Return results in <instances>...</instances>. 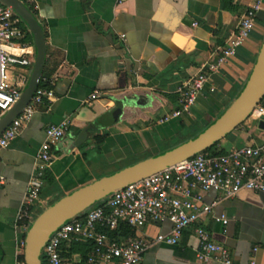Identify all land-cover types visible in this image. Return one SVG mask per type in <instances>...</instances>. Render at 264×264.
Instances as JSON below:
<instances>
[{
	"label": "crops",
	"instance_id": "obj_1",
	"mask_svg": "<svg viewBox=\"0 0 264 264\" xmlns=\"http://www.w3.org/2000/svg\"><path fill=\"white\" fill-rule=\"evenodd\" d=\"M251 1L37 0L35 14L47 41L44 87L52 90V97L0 149V264H21L24 232L17 214L46 127L71 120L70 132L53 148L42 201L32 208L35 215L60 197L58 186L66 176V163L88 164L80 172L96 167V163H86L89 149L113 173L129 158L146 159L162 153L165 145L170 149L195 137V129L202 131L221 114L246 84L264 39V0L243 45L218 70L209 73L208 66L220 57ZM22 23L17 20V25L22 27ZM24 41L26 45L11 50L33 55L29 31ZM202 72L209 73V80L191 113L161 121L179 108L178 88ZM95 91L99 97L90 99ZM119 105L123 106L119 120L109 123L106 116ZM260 105L264 106V99ZM261 120L264 116L254 113L216 148L259 143L264 132ZM177 139L180 142L174 145ZM220 196L210 190L203 199L210 204ZM223 214L228 217L226 224L216 220ZM198 224L227 247L234 263L254 258L256 264H264V192L243 189L222 199ZM171 227L168 221L149 222L136 234L153 238ZM198 243L188 229L177 244L152 245L139 264H221L198 260Z\"/></svg>",
	"mask_w": 264,
	"mask_h": 264
},
{
	"label": "built area",
	"instance_id": "obj_2",
	"mask_svg": "<svg viewBox=\"0 0 264 264\" xmlns=\"http://www.w3.org/2000/svg\"><path fill=\"white\" fill-rule=\"evenodd\" d=\"M32 11L38 8L37 0H21ZM263 0H252L244 11L239 24L216 63L208 66V72L218 70L227 62L254 28ZM20 20L15 12L0 3V118L15 104L25 86L33 66V55L16 54L11 49L26 45L27 28L17 25ZM16 69H21L15 73ZM199 73L186 80L179 88V108L161 119L190 114L199 94L209 80V73ZM44 78L42 77V80ZM95 91L90 99L99 97ZM52 90L39 86L31 102L13 123L0 135V149L9 145L25 123L31 120L37 107L51 99ZM257 115L264 116V106L256 108ZM71 120L50 124L45 129V140L37 153V165L32 172L25 197L17 214V221L26 231L37 216L32 208L41 203V190L45 172L54 161L53 148L70 132ZM216 153L203 151L178 162L144 179L132 182L125 188L110 194L103 201L92 205L78 217L70 220L44 245L42 264H139L145 252L154 244H177L186 230L197 236V258L202 262L234 263L230 251L213 240L211 233L198 221L212 213L220 200L235 196L243 189L264 192V132L261 141ZM3 177H0V184ZM210 190L221 196L208 204L204 194ZM222 224L226 215L216 217ZM168 221L172 227L153 238L141 237L136 232L149 222ZM121 223L129 225L134 234L117 238L110 233ZM69 240L90 243L87 256L73 251L64 255L63 245ZM23 244V241H22ZM256 250V248L254 249ZM244 264V263H237ZM256 264L252 258L248 263Z\"/></svg>",
	"mask_w": 264,
	"mask_h": 264
},
{
	"label": "water",
	"instance_id": "obj_3",
	"mask_svg": "<svg viewBox=\"0 0 264 264\" xmlns=\"http://www.w3.org/2000/svg\"><path fill=\"white\" fill-rule=\"evenodd\" d=\"M10 7L24 23L34 42V61L28 80L15 104L0 118V135L13 123L31 102L40 86L46 60L47 41L44 27L37 15L21 0H0ZM264 99V39L259 48L246 84L230 105L209 123L197 136L160 154L148 157L131 166L79 188L44 207L30 223L23 235L24 264H42L44 245L51 235L70 220L78 217L95 202L132 182L144 179L178 162L195 156L216 145L249 119ZM123 106L119 105L107 116L109 123L117 122ZM264 129V121L259 123Z\"/></svg>",
	"mask_w": 264,
	"mask_h": 264
},
{
	"label": "rangeland",
	"instance_id": "obj_4",
	"mask_svg": "<svg viewBox=\"0 0 264 264\" xmlns=\"http://www.w3.org/2000/svg\"><path fill=\"white\" fill-rule=\"evenodd\" d=\"M255 113H257V112H255ZM199 130L195 129V131H194L195 136L201 132ZM177 142H180V139H177L176 141H174V145ZM161 150H163L162 152L168 150V146L167 145L163 146L161 148ZM93 154H94V152L92 151V149H89L87 151V155H88L87 160L88 161L86 163H96V167L95 168L90 167V168H88L89 170L87 169V171L80 172V169L82 167H84V169H86L88 164H84V166H82L83 164H80V163H73L72 166H69L68 163L65 164L67 166V173H66L65 178L62 180V182L58 186L59 189H62V193H61L60 197L67 195V194H69V193H71V192H73L79 188H82V187H84V186H86V185H88L94 181H97V180H99L105 176L112 174L111 171H109V169H105L106 168L105 167V160L101 156H94L93 157ZM145 157H138V158H141L140 161H142V160H144ZM138 158H129L128 160L123 162V164H121L119 166L121 168H125V167L131 166L133 164H136L137 162H139V160L137 161ZM98 167H100V169ZM108 196H105L103 199L107 198ZM103 199L98 200L94 204H97L98 202H100ZM23 226L24 225L20 224L21 230L23 232H25ZM23 235H22V238L20 240V247H21L20 256L21 255L23 256V244H22ZM20 262H21V264H24V262H22V261H20Z\"/></svg>",
	"mask_w": 264,
	"mask_h": 264
},
{
	"label": "trees",
	"instance_id": "obj_5",
	"mask_svg": "<svg viewBox=\"0 0 264 264\" xmlns=\"http://www.w3.org/2000/svg\"><path fill=\"white\" fill-rule=\"evenodd\" d=\"M22 24H24V23H22ZM22 27L27 28L25 25H23ZM40 86H42V87L47 86V83L44 80H41ZM207 151L216 153V151H217L216 145H214L212 148L208 149ZM223 151L224 150H219L218 152H223ZM59 198L60 197L56 198L50 204L54 203ZM103 200H101V201H103ZM132 234H134V231L132 230V228L129 225H127L125 223H121L116 230H114L113 232L110 233L111 236H114L117 238L127 237V236H130ZM90 250H91V244L90 243H83L81 241L69 240L66 243H64V245H63L64 255H69L73 251H78V252H81L82 255L87 256V254L90 252ZM20 261L24 262L22 255L20 256Z\"/></svg>",
	"mask_w": 264,
	"mask_h": 264
}]
</instances>
